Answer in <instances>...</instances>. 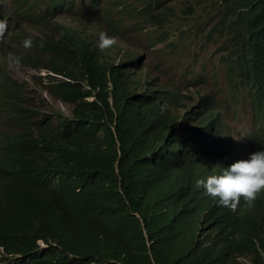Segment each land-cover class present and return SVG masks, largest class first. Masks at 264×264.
Returning a JSON list of instances; mask_svg holds the SVG:
<instances>
[{
	"label": "trees",
	"instance_id": "obj_1",
	"mask_svg": "<svg viewBox=\"0 0 264 264\" xmlns=\"http://www.w3.org/2000/svg\"><path fill=\"white\" fill-rule=\"evenodd\" d=\"M51 1V17L78 6L76 0ZM222 6V23L230 12L238 14L230 84L256 109L258 132L247 138V148L264 150V0H223ZM56 28L58 39L31 40L51 55L45 69L66 79L49 92L74 106L72 119L46 115L31 133L19 103L25 88L0 65V115L11 125L0 138V264H248L238 261L241 256L264 264L250 247L229 249L206 239L205 229L198 236L204 203L183 193L174 176L192 145V125L202 136L225 141L214 105L203 98L208 109L201 117L180 118L176 96L161 102L134 96L129 68L110 65L78 30ZM10 116L22 119L21 127ZM167 130L173 136L161 145ZM127 157L123 176L120 163ZM53 174L59 182L42 179Z\"/></svg>",
	"mask_w": 264,
	"mask_h": 264
},
{
	"label": "clouds",
	"instance_id": "obj_2",
	"mask_svg": "<svg viewBox=\"0 0 264 264\" xmlns=\"http://www.w3.org/2000/svg\"><path fill=\"white\" fill-rule=\"evenodd\" d=\"M97 1L98 0H92V3ZM210 1L212 2L213 7H217L218 11L215 12V14L217 19H220V22L212 29L211 36L212 38H219L222 41L220 49L224 65V77L227 92L226 97L222 95L213 98H211L210 95L202 96L198 103L191 107H188L186 104V96L181 90H176L173 83L164 84L159 76L151 75L142 61H138V58H131L119 65L111 63L108 60V55L104 53L103 49L115 45L116 37L101 33L99 40H97L90 35L84 34L80 30L79 32L84 36H88L90 42L99 46L104 55V60L110 65L118 69H120L119 66H122L121 68H129L128 74H130V80L128 82V91L132 95L145 96L148 99H153L158 102H161L168 97L173 98L176 96V101L182 99L175 110V113L180 118H183L185 115L192 112H195L198 114V117H201L208 109L204 105L205 103H201L203 98L214 105L215 111L221 114L218 126L225 141L219 142L213 138L202 136L196 132L197 127L192 125L188 130L187 137V141L191 142L192 145L179 159L177 167L174 169V176L177 179L178 188L183 193L195 195L202 203H204V214L197 225L198 236L202 234V229H205L204 237L206 239L218 240L224 246L232 250L237 248L238 245L250 247L258 254L253 255L264 259V150L247 148L249 146L247 138L258 132V125L254 122L256 109L246 92L239 96L236 95L234 92V86L230 84L231 81L229 78V69L234 51V41H232V39L235 38L237 34L236 22L238 20V14L237 12H230L228 21L222 23L221 14L223 11V0ZM76 3L78 6H73L65 15H69L71 10L79 8V0H76ZM52 5L53 2L48 0L47 5L44 6L45 9H42L45 10L47 16H49L48 13L49 10H51ZM94 8L95 12L104 11V22L106 15L111 16L110 22H105L111 30H117L119 28L118 21L108 13L107 8L103 7L100 2L94 5ZM5 12V9H2L0 5V59H2L3 62H6L7 65L16 67H20L22 61L29 69H34L39 72L46 71L49 73L50 75H47L50 80V83H48V94L53 99L63 102L60 99L54 98L50 94L49 88L52 87V85L58 84L60 80L66 79L63 76L45 69L46 67L44 64L46 61L44 62L41 60V57L45 54L33 44V41L30 38L25 39L24 41H19L13 39V36L10 37L9 30L11 29V24L6 20ZM143 14L144 18L153 22L157 28H163L162 32L154 36L152 40L153 47H156L159 43L177 41V39L172 38L176 34L168 32L172 28L169 21L166 20L164 16L154 13V9L151 5L145 7ZM54 16L63 15H58L56 13ZM59 25L62 24L55 25L56 30V27ZM7 29L8 33L2 36ZM7 40H15V48L21 49L22 51L25 50V57L21 58L15 55L14 50L7 53L4 52L1 47ZM176 46L177 44L175 43H169L168 48ZM249 50L251 51V47ZM170 51L171 50H167L164 53V58L168 56ZM7 74L8 77L12 79L11 81L18 83L25 88V101L19 103L22 108L26 110L23 122L31 126V128H29L30 132L34 133L36 130V123L42 125L46 123V115H42L40 109H38L34 102L29 99L28 87L24 83H19L15 80V78L9 74L8 69ZM109 86L112 91L113 84L110 83ZM93 101L94 98L87 99V102ZM63 103L72 107L74 110L73 105L65 102ZM110 103L113 105V98H110ZM208 107L212 106L209 105ZM240 107L247 109L251 115L254 129L250 135L244 136L240 124L236 123V121L240 119ZM222 108H225V110H221ZM73 110L71 117H66L60 112H55L48 116L49 119H52L56 114H61L65 118L72 119ZM228 116H230V120ZM11 119L16 125L21 127L22 119L18 121H15L12 117ZM6 123H9V125ZM225 123H228L229 125L226 126ZM230 123H235V127L232 128ZM10 126L9 120H6L1 114L0 131L2 133L0 134V138L3 136V131ZM175 134L179 135L177 129L175 130ZM172 136L173 131H166L164 139L161 140L160 144L164 145L165 143H168ZM128 159L129 158L127 157L120 163V170L123 176H125L123 167ZM194 163L197 164L195 167L193 166ZM42 179H51L53 182L57 183L60 180V176L59 174H53L48 177H42ZM252 204V209L246 208L247 205L251 206ZM213 210H216V213L211 214ZM40 244L42 247H45L43 243ZM238 261L253 264L254 258L253 256H241Z\"/></svg>",
	"mask_w": 264,
	"mask_h": 264
},
{
	"label": "rangeland",
	"instance_id": "obj_3",
	"mask_svg": "<svg viewBox=\"0 0 264 264\" xmlns=\"http://www.w3.org/2000/svg\"><path fill=\"white\" fill-rule=\"evenodd\" d=\"M98 2L118 21L117 30H111L105 24L104 11L95 12L94 5ZM47 3L48 0H0L2 9L6 11L5 18L11 24L10 37L19 41L47 37L58 39L59 33L55 29L58 24L80 30L97 40L101 33H105L116 37L115 45L103 49L111 63L119 65L131 58H138L151 75L159 76L164 84L173 83L176 90H181L186 96L188 107L197 104L202 96L226 97L220 49L222 41L211 36L212 29L220 19L215 14L217 7H213L210 0H98L93 3L92 0H79V8L71 10L69 15L54 17L47 16L42 10ZM147 5H151L154 13L169 21L172 28L168 32L175 33L172 38L177 41L152 46L154 36L162 32L163 28H157L144 18L143 11ZM7 33L8 29L2 36ZM15 40H7L2 50L6 53L14 50L15 55L25 57V50L15 48ZM169 43L177 46L168 48ZM167 50L171 51L164 58ZM50 57L47 54L41 60L45 62ZM1 64L4 68L8 66V72L15 80L28 87L29 99L42 115L60 112L66 117L72 116V107L49 96V73L29 69L22 61L20 67L7 65L0 59ZM239 111L240 119L236 123L240 124L244 136L250 135L254 129L251 115L243 107ZM230 126L234 128L235 123H230ZM196 165L193 164L194 167Z\"/></svg>",
	"mask_w": 264,
	"mask_h": 264
},
{
	"label": "bare ground",
	"instance_id": "obj_4",
	"mask_svg": "<svg viewBox=\"0 0 264 264\" xmlns=\"http://www.w3.org/2000/svg\"><path fill=\"white\" fill-rule=\"evenodd\" d=\"M168 131V130H167ZM170 131V130H169ZM173 140V139H172ZM168 146V145H167ZM182 193V192H181ZM246 218H248V217H246ZM225 233H227V232H225ZM243 237V236H242Z\"/></svg>",
	"mask_w": 264,
	"mask_h": 264
},
{
	"label": "water",
	"instance_id": "obj_5",
	"mask_svg": "<svg viewBox=\"0 0 264 264\" xmlns=\"http://www.w3.org/2000/svg\"><path fill=\"white\" fill-rule=\"evenodd\" d=\"M124 162V161H123ZM123 162H122V164H123Z\"/></svg>",
	"mask_w": 264,
	"mask_h": 264
}]
</instances>
